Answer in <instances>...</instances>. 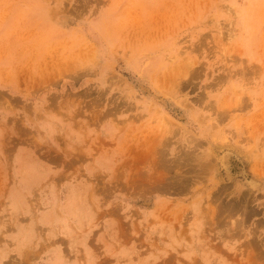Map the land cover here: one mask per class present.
I'll return each mask as SVG.
<instances>
[{"label":"rangeland","instance_id":"obj_1","mask_svg":"<svg viewBox=\"0 0 264 264\" xmlns=\"http://www.w3.org/2000/svg\"><path fill=\"white\" fill-rule=\"evenodd\" d=\"M0 264H264V0H0Z\"/></svg>","mask_w":264,"mask_h":264},{"label":"crops","instance_id":"obj_2","mask_svg":"<svg viewBox=\"0 0 264 264\" xmlns=\"http://www.w3.org/2000/svg\"><path fill=\"white\" fill-rule=\"evenodd\" d=\"M74 141V142H73ZM70 146L73 147H77L78 149V142H75V140L70 139ZM80 149V148H79ZM18 163H30L33 162V159L31 157V155L25 151V150H20L19 153L16 155ZM24 165L26 166L27 164ZM34 163V162H33ZM24 166V167H25ZM37 171H40V169L37 167L36 168ZM84 172L87 174V176L90 175V163H88L87 165H85L84 167ZM88 187H85L83 183H80V185H76V187H72L73 190V194H75L78 199H79V206L77 207V213H76V218L74 217V219H77L79 221H86V222H90V210H89V205H88V201L85 198L84 199V193L82 190L87 189ZM79 191V192H78Z\"/></svg>","mask_w":264,"mask_h":264},{"label":"bare ground","instance_id":"obj_3","mask_svg":"<svg viewBox=\"0 0 264 264\" xmlns=\"http://www.w3.org/2000/svg\"><path fill=\"white\" fill-rule=\"evenodd\" d=\"M228 155V154H227ZM224 158H226V157H224ZM225 161V160H224ZM238 165V164H237Z\"/></svg>","mask_w":264,"mask_h":264}]
</instances>
